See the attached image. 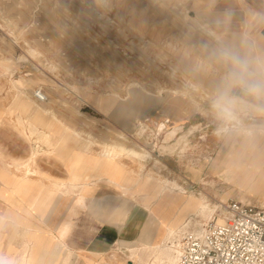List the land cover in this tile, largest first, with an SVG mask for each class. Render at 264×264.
<instances>
[{
	"label": "rangeland",
	"instance_id": "374dc122",
	"mask_svg": "<svg viewBox=\"0 0 264 264\" xmlns=\"http://www.w3.org/2000/svg\"><path fill=\"white\" fill-rule=\"evenodd\" d=\"M187 16L209 21L217 38ZM259 61L252 44L241 33L209 20L198 9V0H0V204L8 212L5 217L3 211L0 220V261L22 264L27 255L37 261L43 258L42 264H141L138 256L130 257V249L139 247L142 238L151 240L148 234H141L138 243L117 244L101 255L92 256L78 245L92 223L99 227L115 214L147 209L143 181H135L147 171L177 184L184 196L204 200L214 210L218 203L230 200L264 208V181L241 185L218 168L233 144L243 149L244 158L260 163L258 177L264 172V140L249 145L242 135L221 131L223 121L206 111L211 104L202 99L204 92L187 87L203 84L206 93L215 97L213 102L225 91L235 98L247 93L248 85L259 84L260 93L236 100L234 112L241 127L262 126L264 78ZM37 91L44 101L35 97ZM14 99L33 102L32 108L18 115L25 124L32 121L53 135L57 145L52 152L44 154L46 145L26 139L12 125L8 109ZM36 105L49 110L43 117L51 127L35 121ZM88 141L93 142L90 156L77 155L80 144ZM31 145L39 151L33 160ZM106 145L126 149L117 157L122 169H110L114 161L105 160ZM97 160L102 161L98 169ZM11 161L22 166L27 162L35 171L27 206L16 198L9 202L8 193H1L4 185L15 181L3 169V163ZM71 163L85 173L84 182L90 186L82 180L70 184ZM81 196L86 205L100 202L92 203L90 222L80 218L82 208L76 202ZM188 205L169 206L168 212L181 213ZM12 208L19 210L13 214ZM164 213L155 216L158 228L153 245L163 228ZM64 224H69L68 233L78 234L61 238ZM192 227L188 232L181 228L179 234L191 233ZM60 242L62 250L57 248ZM152 261L149 258L146 264Z\"/></svg>",
	"mask_w": 264,
	"mask_h": 264
},
{
	"label": "bare ground",
	"instance_id": "6f19581e",
	"mask_svg": "<svg viewBox=\"0 0 264 264\" xmlns=\"http://www.w3.org/2000/svg\"><path fill=\"white\" fill-rule=\"evenodd\" d=\"M187 17L191 21H195V23L197 24V26L199 28L203 29L204 31H206L209 36H213V37L217 38V35L213 31L210 30V28L208 26V23L206 21H203V20H200V19H193L191 16H187ZM60 44L58 43V45H60ZM60 46L63 47L62 45H60ZM63 50L61 52H63ZM49 51L50 50L48 49V52ZM70 61H72V59ZM73 62L71 63V65L73 64ZM74 66L76 67L78 65L75 64ZM81 67L83 68L82 65L80 66V69H82ZM259 69H260V72L262 73V77L264 78V65H262L261 63H259ZM161 75H162V73H161ZM162 76H164V75H162ZM170 76H172V74ZM262 83H264V82H262ZM12 84H13L14 89L18 90L17 85H15V83H12ZM22 85H23L22 82L19 83V86H22ZM131 85H133V84H131ZM143 87L145 88L144 85H143ZM187 87H191V89H193V91H197V92H200V90H201V92L203 91L204 92L203 93L204 96H203L202 99L203 100L209 99L207 101H210V104H211V105H206L207 102L205 103L206 106H209V108L206 111L209 112V114L211 113L216 119L222 120L219 117L216 108L214 107V104H215L216 101L211 102L212 99H214L215 97L211 96L209 93H206L207 91L204 90L205 87L203 85H200V84H198V85L197 84L196 85L195 84H191V86L189 85ZM155 90H157V89H155ZM177 90H178V88H177ZM160 91H161V89H160ZM179 91H180V89H179ZM151 92H148V93H151ZM182 92H184V91H182ZM169 93L176 94V91H170ZM188 95H190V94H188ZM42 97H43L44 100L46 99L45 96H43V94H42ZM215 100H217V99H215ZM193 101H194V97H193ZM32 104H33V102H31L30 100L28 101L27 99L26 100H22V99L15 100L14 99L13 104L10 105V107L8 109V114L11 116L10 121H11V123L13 122L12 125H14L16 127V130L18 129V131L20 132V134L22 136H24L26 139L31 140V138H35L37 141L41 142L43 145H46L47 150H42V152L44 154H46V153L49 154V152H52L51 150L55 147V145H57V142H54L53 141V135L50 132H46V130H42V129L40 130V128H38L36 126V124L34 122H32V121L26 120V124H25L23 118H21L18 115V112L21 113L22 110H24V109L32 108V106H33ZM200 105H201V102H200ZM32 111L36 115L35 116V121L44 122V124L42 126L45 127V128L46 127H51V124L48 122L49 120L43 117L44 114H48V111L49 110L47 111V109L41 108V107H39V106L36 105V107L33 108ZM201 114H203V113H201ZM0 118L2 119V117H0ZM222 121H223V125L219 128L221 131L226 132L228 130L230 132H235V131H238V130H242L246 135H251L253 133L251 130H248V129L244 128V127H241L242 124H241L240 120L236 117V115H235V118L232 119V120H230V121H224V120H222ZM195 129H197V128H195ZM147 130H149V128ZM144 132L146 133V131H144ZM117 137H119V135ZM120 137L122 138V136H120ZM162 139H164V138H162ZM124 140L125 139H123V141ZM28 142H30V141H28ZM92 143H93L92 141H88L87 143L80 144V146L77 149L78 150V153L76 152L77 155L81 152L82 154H85V155L90 156V151L92 149L89 150V147H90V145H92ZM121 143H124V142H121ZM142 147H144V146H142ZM117 148H119V151L116 150ZM103 149L105 150V152L102 151ZM103 149H101V151L103 152V155H104L105 160L106 161L107 160L114 161V163L112 162L113 164L110 162L111 165H112L110 169H112V170H120L122 164H120V161H119V159H117V157H119L121 155V153L125 152L126 149H124L123 146L121 147L119 145L118 146L111 147V148H108L107 145H106V146H103ZM164 151L165 150H163V152ZM128 152L134 153L135 151L132 152L130 150L129 151L127 150V153ZM38 153H39V151L34 152L33 146L31 145V160H33ZM81 153H80V155H81ZM135 155H138V154H135ZM142 155H144V154H142ZM145 155L147 156L148 154H145ZM137 157H140V156H137ZM10 160H11V158H10ZM95 162H96L97 169H98L101 166L102 161L101 160H97ZM26 163L22 166V165L14 164V163H12V161L11 162H4L3 163V169H4L5 172L11 174L15 179H17L18 185H23L24 181L26 179H32L33 174L35 173V171L33 170V168H31V166L29 164H26ZM36 163H37V161H36ZM105 164H109V163H106L105 162ZM68 167H69L68 180H69V182H70L71 185H76V183L79 184V182L81 180L83 182L86 181V179H85V177H86L85 176V173L83 172L84 173L83 174L82 172H79L76 165H74V164L71 163ZM105 167H107V166H105ZM140 167L142 168L143 166L141 165ZM131 174L129 176H131ZM38 175H39V173H38ZM140 179L143 181V185H142L143 186V191H144L143 194H144V196L146 198L145 199L146 202H148V205H146L147 206V209H148V212L150 214L152 212L153 213H156L155 207H157V208L160 207V210L162 211V213L166 212V214L164 213V215H166L167 218L166 217L164 218L165 219V222H163V228H161L160 231H159V234H158L157 239H156V243L154 245H153V243L152 244L141 243V245L139 247H136L133 251H130V253H131L130 254V257H133L134 253L137 254V256L139 257L138 258L139 259V262L141 264H146L147 263V260L149 258H152V260H153L152 261V264H184V263L181 262V258H180V256H181L180 245H181L182 238L184 239L186 237V235L187 236H189V235H196L198 237L201 236V235H203L204 226L206 224H202L201 221L206 220L207 222H209L210 219H212V217H213L214 209H211L212 207L210 208L209 204L206 201H204V200H195L192 197H186V196H184L183 190H181L180 187L177 186V184L171 183L167 179L165 180V179H162L161 177L154 178V174L150 173L149 171H147V173H140L138 175V178L135 181L137 182ZM48 181L50 182V180H48ZM85 185H89L90 186V183L89 182L88 183L84 182V186ZM113 185L116 188H120V185L117 182H113ZM219 187H220V185H219ZM199 198H201V197H199ZM150 201H153L154 206L152 205L153 203L150 202ZM184 202H186L187 204L189 203V205H188V207L185 206V210L183 212H181V213H174V212H171V209L168 212V207L169 206H176V208H179V207H181L183 205ZM163 204H166V206H165L164 209L160 206V205H163ZM84 218H86V220L88 221L89 218H90L89 213H84L83 220H85ZM219 221H220V218H219ZM191 224L194 225L193 227H195V228H193ZM191 227L193 228V230L191 231V233L189 232L188 234H179V231H180L181 228H185L186 229L185 232H188L187 230H189ZM29 246H30V243H29ZM48 252L49 251H47V253ZM1 255H2V253H0V257H1ZM42 259L43 258H41V260H38L37 261V259H34L33 260V259H30V257H28L27 255H24L22 264H42L43 263V260ZM19 263H21V262H19Z\"/></svg>",
	"mask_w": 264,
	"mask_h": 264
},
{
	"label": "crops",
	"instance_id": "0c3cea01",
	"mask_svg": "<svg viewBox=\"0 0 264 264\" xmlns=\"http://www.w3.org/2000/svg\"><path fill=\"white\" fill-rule=\"evenodd\" d=\"M198 9H200L202 12H205L209 17V20L217 21L218 23L229 27L234 31L241 33L245 39L252 44L256 55L260 57L259 63L264 65V0H198ZM200 20H203V18H200ZM206 22L208 23L209 21ZM210 30L213 31L211 28ZM248 92L238 93L235 97L236 100L245 101L248 96L247 94H250L251 96V93ZM244 128L251 130L253 133L251 135H246L242 130L235 132L237 133L236 135H242L241 140L248 139L249 145L260 140H264V125H259L252 128ZM242 150L243 149L240 148H233L232 144L229 154L225 157V159L220 160L218 163V168L227 170V173L232 177V179L238 181L241 185H246L249 182L255 181L256 179L259 181V185L262 184L264 181V172L259 174L258 177L256 176L257 172L260 171V163L257 161L254 162L250 158H244L243 155L240 154ZM14 180L15 181L11 185H4L5 188L1 193H8L6 196L9 202L12 201L13 198H16V202L20 201L19 203L24 202L26 206L29 205L27 199L29 197L28 193L30 191L31 181L33 179H26L23 185H18L17 179L14 178ZM76 203L78 207L82 208V214L80 216L82 219L84 213H89L90 216L94 217V211L91 207L92 203L99 204L100 202L92 201L90 202V205H86V203L83 202V197L81 196ZM1 205L2 204H0V220H2L4 217L3 211L6 212L5 217L8 213L6 211V205H3V207ZM31 205L33 204L31 203L30 206ZM160 206L164 209L166 204ZM97 209L99 210V207H97ZM115 209L116 208H113V211L111 212H114ZM155 209L156 213L152 214H149L145 207H138L131 213L128 212V214L125 213L122 215V213H118L112 217V220L101 224L99 227L97 224H93L91 222L92 226H90L87 231H84L80 237V245L78 246L82 248L84 247V251L86 253L94 256L106 253L110 250V248L117 244L138 243L141 239V234L142 236L148 234V237L151 238V240H149V238L147 240L142 238L141 242L151 244L152 238L155 236L158 228H156L157 224L155 221V216L161 212L160 207H155ZM17 210H19V208H12L11 212L15 214ZM88 222L90 221L88 220ZM73 225L74 224H72L71 227H73ZM68 227L69 224L62 225L60 229L61 238H64L66 235L70 234L72 236L74 234H78V232L75 230H71V232L68 233L66 231ZM2 247L3 244L0 241V253L3 252ZM57 248L62 250V248H64V244L59 243ZM132 250L133 249H130V251ZM136 256L137 254L134 253L133 257ZM128 261L134 263L132 260Z\"/></svg>",
	"mask_w": 264,
	"mask_h": 264
},
{
	"label": "built area",
	"instance_id": "2783aa9c",
	"mask_svg": "<svg viewBox=\"0 0 264 264\" xmlns=\"http://www.w3.org/2000/svg\"><path fill=\"white\" fill-rule=\"evenodd\" d=\"M35 97L44 100L40 91ZM180 249L184 264H264V208L218 203L203 235H186Z\"/></svg>",
	"mask_w": 264,
	"mask_h": 264
},
{
	"label": "clouds",
	"instance_id": "9594fccd",
	"mask_svg": "<svg viewBox=\"0 0 264 264\" xmlns=\"http://www.w3.org/2000/svg\"><path fill=\"white\" fill-rule=\"evenodd\" d=\"M242 82V80H238ZM249 92L253 94H259L261 91V86L259 84H250L248 85ZM236 104V99L228 94L227 91L221 94L214 104L219 117L224 121H230L235 118L234 106ZM0 264H4L3 261H0Z\"/></svg>",
	"mask_w": 264,
	"mask_h": 264
}]
</instances>
